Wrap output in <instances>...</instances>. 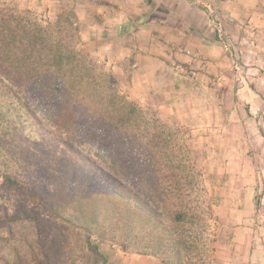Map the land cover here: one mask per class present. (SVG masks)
<instances>
[{"label": "rangeland", "instance_id": "374dc122", "mask_svg": "<svg viewBox=\"0 0 264 264\" xmlns=\"http://www.w3.org/2000/svg\"><path fill=\"white\" fill-rule=\"evenodd\" d=\"M100 2L0 0V9L28 11L43 25L62 14L72 16L74 44L93 62L96 74L108 75L120 95L154 113L175 133L176 151L193 159L202 172L197 185L201 209L204 201L215 206L212 216L201 217L203 231L188 264H220L229 228L247 229L237 239L264 236V0H176L178 14L147 16L151 21L140 15L129 18L117 5L96 11ZM149 42L156 44L157 54L145 62L147 67L143 59L134 67L133 56H150L154 45L139 51ZM137 67L141 71L133 74ZM152 73L161 78L153 79L156 90L150 96ZM134 76V83L144 80L136 90L129 88ZM11 91L31 116L22 109L0 108V142L8 144L0 152V264H101L83 247L82 231L49 215L3 176L69 196L74 188L83 194L99 191L100 175L77 153L106 172L110 167L95 148L58 130L19 89ZM28 208L38 220L21 213ZM240 215L251 216V222H223ZM93 242L109 264H165L132 248L123 252L95 235Z\"/></svg>", "mask_w": 264, "mask_h": 264}, {"label": "trees", "instance_id": "16d2710c", "mask_svg": "<svg viewBox=\"0 0 264 264\" xmlns=\"http://www.w3.org/2000/svg\"><path fill=\"white\" fill-rule=\"evenodd\" d=\"M72 26L74 18L65 14L43 25L28 11L0 9V108L22 109L31 116L11 91L19 89L58 130L101 153L111 172L77 153L100 175L99 191L83 194L74 188L69 196L6 175L3 179L46 207L49 215L82 231L83 247L101 264L109 263L94 235L123 252L132 248L165 264H188L203 231L201 217L212 216L215 209L208 201L205 210L200 207L202 172L193 159L176 151L175 133L167 125L120 95L108 75L96 74L93 62L75 46ZM53 137L70 147L60 135ZM7 147L0 142V152ZM21 213L39 218L33 208Z\"/></svg>", "mask_w": 264, "mask_h": 264}, {"label": "crops", "instance_id": "0c3cea01", "mask_svg": "<svg viewBox=\"0 0 264 264\" xmlns=\"http://www.w3.org/2000/svg\"><path fill=\"white\" fill-rule=\"evenodd\" d=\"M104 2H100V3H96L94 6L97 7L96 11H99V8L101 9L102 5L104 6H108L105 8H114L115 6L116 10H118L119 8L123 9V14L126 15L129 18H132L133 16H141V19H143V21H145L147 19V21H151V19H148L149 17L147 16H152L157 17L158 15H161L164 12H167L168 14H178V6L176 7L175 3L176 0H101ZM112 5V6H111ZM85 7H89L86 1V5ZM118 7V8H117ZM102 13V12H101ZM128 20V19H125ZM138 20V18H137ZM142 22L137 21V23ZM135 23V25H139ZM134 24V22H133ZM174 26V25H173ZM110 27V26H109ZM109 27H102L103 29H108ZM259 27H263V26H259ZM119 30V28H118ZM174 34V33H173ZM197 37V39H201V37H199L197 34V32L194 33ZM175 38H178L175 36ZM174 38V39H175ZM194 40V39H193ZM155 41V39L153 40V42ZM149 42V44L147 43L145 46H142L143 48H139L141 52H145L144 48L145 47H152L154 45V43L151 45ZM157 43V42H155ZM138 48H136L133 53H136V50ZM156 44L152 47V51H150V56H141V60L138 58V55L133 56L134 59H136V63L134 65L137 66V61L140 63L143 59V64L146 66V61H150V59H152L151 57H153L154 54L156 53ZM140 57V56H139ZM156 59V58H155ZM158 61H161V59H157ZM162 62V61H161ZM147 67V66H146ZM139 71H141L140 67H137V69H135V71H133V74L139 73ZM146 71V70H145ZM137 76L132 77L133 80H131V83L129 85V88L132 90H136V87H138V84L144 83L143 81H140L138 78V82L134 83V78ZM161 78V75H158L157 73H155L153 75L152 73V78H150V87L149 89H151L149 92H147V94L154 95L156 88L153 85V79H158ZM146 81V80H145ZM140 86V84H139ZM262 204V203H261ZM264 204V203H263ZM251 216H237V218H232V217H227L223 222L226 223H233V222H238V223H249L251 222ZM244 229V230H242ZM236 228V229H231L229 228V232L226 235V241L225 244H227L225 247H222V252L224 257L222 258V261L220 264H264V236L263 237H256V236H249L246 237L247 234H243V238L241 239H237L239 235H241V231L242 232H246L245 228ZM237 230V231H234ZM239 231V232H238ZM247 233V232H246ZM217 252V251H216ZM155 264V263H154Z\"/></svg>", "mask_w": 264, "mask_h": 264}]
</instances>
